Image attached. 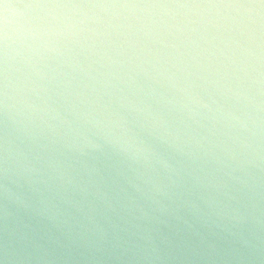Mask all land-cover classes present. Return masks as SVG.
<instances>
[{"label": "clouds", "instance_id": "1", "mask_svg": "<svg viewBox=\"0 0 264 264\" xmlns=\"http://www.w3.org/2000/svg\"><path fill=\"white\" fill-rule=\"evenodd\" d=\"M0 264H264V0H0Z\"/></svg>", "mask_w": 264, "mask_h": 264}]
</instances>
